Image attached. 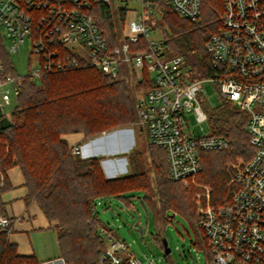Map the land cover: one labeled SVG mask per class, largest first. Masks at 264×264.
Segmentation results:
<instances>
[{
	"label": "trees",
	"instance_id": "obj_1",
	"mask_svg": "<svg viewBox=\"0 0 264 264\" xmlns=\"http://www.w3.org/2000/svg\"><path fill=\"white\" fill-rule=\"evenodd\" d=\"M89 13L95 18L101 33L111 48L121 43L115 28L111 6L103 0H87ZM120 19L128 13L127 0H121ZM157 2L163 5L157 10ZM156 14L148 20L163 32L165 56L185 58V78L191 81L217 77L222 70L212 65L206 44L222 25L223 1L203 0L197 21L180 19L162 0H155ZM159 13V14H158ZM146 47L145 41L133 44L132 49ZM1 79L18 77L11 56L0 38ZM19 94L10 114L11 127L0 129V216H7L3 192L10 186L6 172L19 167L28 189L26 202L37 203L50 222H56L60 258L65 264H100L106 247L99 228L103 226L96 213L95 202L115 196L130 206L129 192H142L143 204L156 219H166L168 211L182 214L193 225L198 246L211 264V249L204 230L199 225L197 208L181 182L169 177L166 151L150 144V169L143 163L141 151L129 155L131 174L109 179L102 162L104 157L82 158L75 154L66 134L83 133L86 142L118 127L137 123L135 90L148 91L151 74L145 70L143 80L134 72L121 67L120 75L112 78L90 66L60 73L47 74L40 81L30 77L18 81ZM202 101V99H201ZM211 129L209 135L220 136L231 143L223 152L200 153V181L213 187V207L229 202L227 184L236 170L243 168L254 156L246 125L249 115L224 101L218 107L202 102ZM5 180V181H4ZM4 181V182H3ZM0 264H41L38 258L22 256L5 232L0 230ZM109 264V263H106Z\"/></svg>",
	"mask_w": 264,
	"mask_h": 264
},
{
	"label": "built area",
	"instance_id": "obj_2",
	"mask_svg": "<svg viewBox=\"0 0 264 264\" xmlns=\"http://www.w3.org/2000/svg\"><path fill=\"white\" fill-rule=\"evenodd\" d=\"M153 1L139 0L142 12L128 18L120 45L111 48L87 0H0V27L10 41L7 53L30 44L27 73L1 79L4 105L18 96V81L25 77L40 81L47 74L90 66L112 78L127 67L143 80L147 70L151 87L136 100V124L147 131L152 145L166 151L170 179L186 182L201 172L200 153L231 147L224 137L194 138L186 129L189 112L199 123L208 122L203 86L216 83L226 101L249 115L246 128L255 154L236 173L229 202L203 209L199 225L211 249V264H264V0H222V25L206 44L212 65L222 72L196 81L185 78L183 56L168 59L164 42L150 40L147 22L156 14ZM162 1L182 19L200 18L203 0ZM142 40L146 47L133 50ZM80 151L73 148L75 154ZM0 230L10 238L9 216H0ZM99 232L106 242L100 264H158L138 258L108 228L101 226Z\"/></svg>",
	"mask_w": 264,
	"mask_h": 264
},
{
	"label": "rangeland",
	"instance_id": "obj_3",
	"mask_svg": "<svg viewBox=\"0 0 264 264\" xmlns=\"http://www.w3.org/2000/svg\"><path fill=\"white\" fill-rule=\"evenodd\" d=\"M108 2L114 13L115 28L119 37L122 39L124 31L126 30L128 18L134 16V14H140L142 12V4L139 0H127L129 10L125 21H121L119 10L125 6L124 3H122L121 0H108ZM156 4V8L159 11L163 5L159 2ZM176 16L182 19L177 14ZM0 38L5 49H8L10 41L7 39L5 32L1 27ZM150 40H163V32L157 24L156 27L154 26L152 28ZM29 48L30 44L27 42L26 45L21 47L20 52L11 54L12 62L20 75H24L28 71L30 56ZM31 58L32 60L34 59L33 57ZM5 88L8 87L5 86L4 89ZM203 88L204 93L201 96L202 102H206L211 107H218L225 101L219 91V86L216 83L205 82ZM2 91L3 88H0V104L4 105ZM145 92L146 91L142 88L135 90V102L140 94ZM15 104L16 97L12 95L10 105H4L3 107L4 115L9 117ZM185 117L187 123L186 129L189 135L198 138L210 134L211 129L209 122L199 123L194 112L186 113ZM114 131H118L112 136L113 140H117L113 142L117 145V151L107 156L101 150H98L97 152L95 151V156L106 155L103 161H118V163L123 166L120 175H129L131 174L129 155L135 150L141 151L143 152V163L145 168L149 171L151 164L149 146L151 143L149 142L147 131L145 129L142 131L137 124H134L129 127H118L106 133L109 134ZM106 133H103L98 137H101ZM101 143L102 142L100 141L99 145H102ZM93 155L94 152H92V155L90 156ZM238 171L239 170H236V173ZM149 177L152 181L153 174L150 171ZM180 186L191 195L195 207L197 208V217L200 216L203 209L215 206L212 203L213 187L208 183L200 181V175L195 176L186 182H181ZM233 188H235V176L227 184L228 197L225 200L230 199ZM125 196L132 197V203L130 206H128L123 199L118 197H105L97 204L96 214L103 226L113 233L114 238L126 242L138 258L143 260L152 259L158 264H207L205 251L193 244L197 241L196 232L187 218L182 214L168 211L165 220L156 219L154 213L143 204L142 200L144 194L142 192H129L128 194H125ZM139 228H143L142 233ZM42 240H44V238H42ZM163 240L167 241L168 248L171 250L168 255L165 252ZM55 257L51 259H55Z\"/></svg>",
	"mask_w": 264,
	"mask_h": 264
},
{
	"label": "crops",
	"instance_id": "obj_4",
	"mask_svg": "<svg viewBox=\"0 0 264 264\" xmlns=\"http://www.w3.org/2000/svg\"><path fill=\"white\" fill-rule=\"evenodd\" d=\"M141 130L144 131V129ZM63 138L71 148H80V156L82 158L106 157L109 154L95 156V151L117 148V145L113 143L117 140H113L112 136L100 140L102 145H99L100 141L95 143H92V140L86 142L83 133L66 134ZM92 152H94V155L90 156ZM102 167L106 177L109 179L127 176L120 175L123 166L118 161L112 162L109 160L106 164L102 162ZM5 182L10 187L3 192L2 200L6 205L7 216L12 219L13 226V233L9 239L11 243L17 246L18 253L22 256L35 255L41 264H58L59 261H63L64 264V260L59 257L58 235L55 229L57 223L50 222L37 203L27 204L28 189L25 185V177L22 170L17 166L10 168L6 172ZM54 257L55 259H51Z\"/></svg>",
	"mask_w": 264,
	"mask_h": 264
},
{
	"label": "water",
	"instance_id": "obj_5",
	"mask_svg": "<svg viewBox=\"0 0 264 264\" xmlns=\"http://www.w3.org/2000/svg\"><path fill=\"white\" fill-rule=\"evenodd\" d=\"M12 125V122L10 120V118L6 115H4V109L2 107V105L0 104V129L1 130H6L8 129L9 127H11ZM118 131H114L112 133H109V134H104L103 136L101 137H98L94 140H92V143H95L96 141H100V140H103L104 138L108 137V136H113L117 133ZM104 154H111L115 151H117V148L116 149H107V150H101ZM121 160V159H120ZM109 160H105L103 161L104 164H106ZM140 232L142 233L143 232V228H139ZM163 244H164V248H165V252L166 254L168 255L170 253V249L168 248V244H167V241L166 240H163ZM58 264H63V261H59ZM65 264V263H64Z\"/></svg>",
	"mask_w": 264,
	"mask_h": 264
}]
</instances>
